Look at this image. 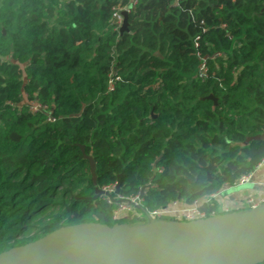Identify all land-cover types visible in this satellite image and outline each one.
<instances>
[{"label": "trees", "instance_id": "16d2710c", "mask_svg": "<svg viewBox=\"0 0 264 264\" xmlns=\"http://www.w3.org/2000/svg\"><path fill=\"white\" fill-rule=\"evenodd\" d=\"M263 132L264 0H0V252L234 186Z\"/></svg>", "mask_w": 264, "mask_h": 264}, {"label": "water", "instance_id": "95a60500", "mask_svg": "<svg viewBox=\"0 0 264 264\" xmlns=\"http://www.w3.org/2000/svg\"><path fill=\"white\" fill-rule=\"evenodd\" d=\"M120 12L123 32L128 29V11ZM207 98L217 101L213 95ZM253 139H264V132L248 137L245 144ZM85 157L96 183L95 162L92 156ZM119 188L117 184V193ZM102 194L104 190L96 187L92 198ZM263 261L264 202L254 208L193 220L149 218L135 224L66 225L0 252V264H259Z\"/></svg>", "mask_w": 264, "mask_h": 264}, {"label": "built area", "instance_id": "2783aa9c", "mask_svg": "<svg viewBox=\"0 0 264 264\" xmlns=\"http://www.w3.org/2000/svg\"><path fill=\"white\" fill-rule=\"evenodd\" d=\"M126 9L129 10L127 7L120 8L119 10H116L114 13V16L117 17L118 22L121 24L123 21V16L121 14V10ZM204 68V67H203ZM48 106L38 102V101H32L30 103V108L32 111H38L40 109H46ZM50 119L54 120L55 118L50 117ZM264 160V159H263ZM252 177L251 174H246L240 177L238 183L243 184L250 181ZM234 185V186H236ZM102 190H104V198L108 202H112L111 194L116 191V185H108L105 186ZM221 191V190H220ZM220 191L212 193L205 197L206 202H210L211 200L216 197ZM118 199L116 201L117 207L114 211L113 218L117 219L121 213L127 212L128 214H131L132 217H138L140 218V222H145L149 218H156V219H175V220H193L198 218H204L208 217L210 215L216 214L217 212L213 209L211 212H208L205 208H203V202L201 199H197L193 204L186 205L183 207H176L177 202H174L168 206L156 208L153 210H145L142 209V196L141 193L131 196V197H125L122 195H118ZM246 202V208H254L264 202V191L261 193V195L258 198H255L254 196H248L245 198ZM221 211V209H219ZM228 209L221 211V212H227ZM219 213V212H218Z\"/></svg>", "mask_w": 264, "mask_h": 264}, {"label": "crops", "instance_id": "0c3cea01", "mask_svg": "<svg viewBox=\"0 0 264 264\" xmlns=\"http://www.w3.org/2000/svg\"><path fill=\"white\" fill-rule=\"evenodd\" d=\"M247 187L244 190L235 191L233 193L226 194V189L230 186H225L220 193L214 197L210 202H206L205 198H201L203 206L217 207L224 211L236 209H245V198L248 196H254L258 198L264 191V160L256 167V170L252 173L250 181L247 182ZM188 204L177 202L176 207H183Z\"/></svg>", "mask_w": 264, "mask_h": 264}, {"label": "rangeland", "instance_id": "374dc122", "mask_svg": "<svg viewBox=\"0 0 264 264\" xmlns=\"http://www.w3.org/2000/svg\"><path fill=\"white\" fill-rule=\"evenodd\" d=\"M247 183L231 186L226 189V194L233 193L235 191L244 190L247 187Z\"/></svg>", "mask_w": 264, "mask_h": 264}]
</instances>
